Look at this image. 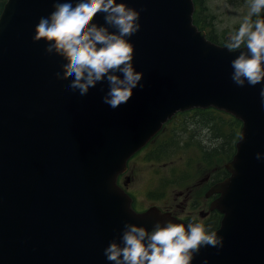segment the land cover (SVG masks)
Listing matches in <instances>:
<instances>
[{
    "label": "water",
    "instance_id": "water-1",
    "mask_svg": "<svg viewBox=\"0 0 264 264\" xmlns=\"http://www.w3.org/2000/svg\"><path fill=\"white\" fill-rule=\"evenodd\" d=\"M127 2L141 12L130 42L144 88L116 109L103 103L106 83L83 97L71 92L55 77L62 58L33 42L53 0H7L3 8L0 264H114L104 249L124 223L149 231L157 220L182 223L156 208L136 214L117 178L177 112L209 107L242 120L243 129L227 165L232 176L212 190L222 194L214 207L225 214L216 231L224 247L202 248L192 264H264V160L255 158L264 153L261 85L232 82L239 52L208 41L193 23V0ZM95 22L104 25V15Z\"/></svg>",
    "mask_w": 264,
    "mask_h": 264
},
{
    "label": "clouds",
    "instance_id": "clouds-1",
    "mask_svg": "<svg viewBox=\"0 0 264 264\" xmlns=\"http://www.w3.org/2000/svg\"><path fill=\"white\" fill-rule=\"evenodd\" d=\"M247 3L246 15L226 44L229 52H239L231 61V80L241 88L261 85L264 106V0ZM99 14L104 15V25L95 22ZM140 17L141 12L127 0H53V11L40 17L33 42L44 41L46 55L62 58L55 77L69 81L71 92L83 97L106 83L103 103L116 109L130 100L134 89L144 88V73L134 66L130 42L141 30ZM255 158L264 160V153H256ZM209 247L219 253L224 237L193 216L187 224L157 220L151 231L126 222L104 249V256L114 264H192L201 249Z\"/></svg>",
    "mask_w": 264,
    "mask_h": 264
},
{
    "label": "rangeland",
    "instance_id": "rangeland-1",
    "mask_svg": "<svg viewBox=\"0 0 264 264\" xmlns=\"http://www.w3.org/2000/svg\"><path fill=\"white\" fill-rule=\"evenodd\" d=\"M5 1L7 0H0V8ZM202 7L203 16L206 15L208 18L213 16L212 25H205L206 29L204 28L203 30L212 34L215 43L225 46L230 33L238 29L243 16L248 11L247 0H203ZM198 114L200 113L178 115L179 117L169 125L170 128L168 127L169 131L166 137L173 139L177 135L180 145H184L182 148L179 145L180 148H177L171 155L166 157L155 156L154 153L160 148L161 143L165 139L163 138L151 151L148 152L149 148H147L131 162L128 187L138 197V208L148 210L154 209L152 207H157L156 209L160 214L172 213L177 218H183L180 211L189 202L193 205L194 211L190 218L184 221L188 223L195 216L199 220H203L206 226L211 225L212 229L216 230L220 227V222L218 220H210L208 215L210 211H218L223 215L222 219L225 217V214L219 208H212L222 197L220 192H212L214 185L219 183L221 178L210 186L209 182L213 179H218V173L222 170H225L226 175L232 176L227 165L234 159L243 126L241 121L236 122L239 126V136L229 147L233 154L224 165L218 162L213 169H207L204 173H202L201 169L198 170V175L192 180L193 184L188 186V183L185 182L190 178L183 179V177L186 174H193L195 171L194 163L201 160V156L195 149L186 148L190 138L193 136L198 137L208 151H213L220 146H218L219 142L220 144L222 143L220 140L226 142L225 137L234 132L233 122L228 116L217 113L215 110L208 115ZM214 137L220 140H215L213 139ZM188 147L192 146L188 144ZM221 154L223 155L220 157H226L229 152ZM222 174L223 172L220 175L221 177ZM199 180H201L200 184L196 183ZM172 188L176 190H171ZM158 192L160 198L155 201L156 197H158ZM215 195H218V197ZM170 209H173V212ZM188 209L190 210L192 207L189 205Z\"/></svg>",
    "mask_w": 264,
    "mask_h": 264
},
{
    "label": "trees",
    "instance_id": "trees-1",
    "mask_svg": "<svg viewBox=\"0 0 264 264\" xmlns=\"http://www.w3.org/2000/svg\"><path fill=\"white\" fill-rule=\"evenodd\" d=\"M202 1L203 0H194L195 5H196V13L194 16V23L200 28V29H206L205 25L211 26L212 25V19L213 16H211L210 18H208L206 15L203 16V7H202ZM6 2V1H5ZM1 4V8H0V14H1V10H3L4 4ZM262 18H264V15H262ZM207 36L210 40H212L214 42V38L212 36V34L207 33ZM227 43V41H226ZM211 111L214 110H209V111H199L200 114L198 115H208L211 113ZM216 111V110H215ZM217 113H221L219 111H216ZM229 117V116H228ZM227 118V117H226ZM228 119V118H227ZM230 119V118H229ZM233 122V127H234V132L232 134H228L225 139L226 142L218 139L217 137H214L213 139L215 140H220L222 143L220 144V142L218 143V148H216L213 151H208L203 144L199 141L198 137H191L190 141L187 142L190 146L192 147H188V144L186 145L187 149H195V151L201 156V160L199 162H195L194 163V167H195V171L193 172V174H186L184 175L183 179H188L190 178V180L187 182H191L192 180L195 179V177L198 175V170H202V173L206 172L207 169L211 170L215 167V165L218 164V162L220 164H223L227 161V159H229L232 154L233 151L229 148L231 147L232 143L234 141L237 140L239 134H238V130H239V126L236 124V120L234 121V119H231ZM238 126V127H237ZM169 129L166 131V133L162 136L165 138L163 140V142L160 145V148L154 153L155 156H159V157H166L171 155L177 148H182L184 145H180V142L177 138V135L175 136V138L173 139H168L166 137L167 133H168ZM160 139H158L156 141V143L150 147L149 151L152 150L158 143H159ZM211 143V141H209ZM180 145V147H179ZM148 151V152H149ZM229 152V154L226 157H220L223 154L221 153H225L227 154ZM220 157V158H219ZM216 160V161H215ZM215 162V163H214ZM228 176V175H227ZM192 178V179H191Z\"/></svg>",
    "mask_w": 264,
    "mask_h": 264
},
{
    "label": "flooded vegetation",
    "instance_id": "flooded-vegetation-1",
    "mask_svg": "<svg viewBox=\"0 0 264 264\" xmlns=\"http://www.w3.org/2000/svg\"><path fill=\"white\" fill-rule=\"evenodd\" d=\"M223 172V174H222V177L220 176L221 175V173ZM219 177H218V179H213L211 182H209V186L211 185V184H213V183H215L217 180H220V178H221V180L219 181V183H221L222 181H224L228 176L226 175V172H225V170H222V171H220L219 173ZM225 176V177H224ZM192 179V178H191ZM127 180V179H126ZM126 180H123L122 181V178H120V185L125 189V190H127L128 192L131 190L129 187H128V183H126ZM190 179H188L185 183H187L188 181H189ZM219 183H217V184H219ZM217 184H215V185H217ZM214 185V186H215ZM216 197H218V195H215ZM160 197H159V192H158V197H156V199H155V201L156 200H158ZM191 206L192 207V209H188V206ZM212 207V206H211ZM213 209H215L214 207H212ZM207 209L209 210V208L207 207ZM140 211H145V210H140ZM170 211L171 212H173V209H170ZM193 211H194V207H193V205L191 204V203H187V205H186V207L183 209L182 208V211H180V214L182 215V217L183 218H181V217H178V219H182V220H185V219H187V218H190V215L193 213ZM165 213H170V212H165ZM172 216H174L172 213H170ZM174 217H176V216H174ZM177 218V217H176ZM208 218L210 219V220H218L219 222H221L222 221V218H223V215L220 213V212H218V211H210L209 212V215H208Z\"/></svg>",
    "mask_w": 264,
    "mask_h": 264
},
{
    "label": "bare ground",
    "instance_id": "bare-ground-1",
    "mask_svg": "<svg viewBox=\"0 0 264 264\" xmlns=\"http://www.w3.org/2000/svg\"><path fill=\"white\" fill-rule=\"evenodd\" d=\"M169 128H170V127H169ZM169 128H168V129H169ZM168 129H167V130H168ZM149 149H150V148H149ZM149 149H148L147 151H149ZM203 177H204V175H203ZM129 178H130V177H127L126 179H129ZM201 179H202V178H201ZM200 182H201V180L197 181L196 183H199V184H200ZM192 184H193V183H192V181H191V182L188 183V186H190V185H192ZM199 184H198V185H199ZM171 190H176V189H175V188H172ZM182 193H183V191H182Z\"/></svg>",
    "mask_w": 264,
    "mask_h": 264
}]
</instances>
